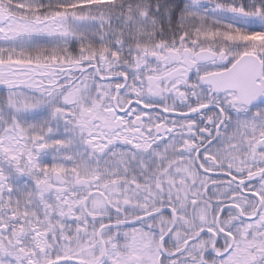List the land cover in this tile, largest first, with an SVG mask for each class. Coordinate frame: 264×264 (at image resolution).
<instances>
[{
	"label": "snow or ice",
	"instance_id": "6c2138e0",
	"mask_svg": "<svg viewBox=\"0 0 264 264\" xmlns=\"http://www.w3.org/2000/svg\"><path fill=\"white\" fill-rule=\"evenodd\" d=\"M0 264H264V0H0Z\"/></svg>",
	"mask_w": 264,
	"mask_h": 264
}]
</instances>
